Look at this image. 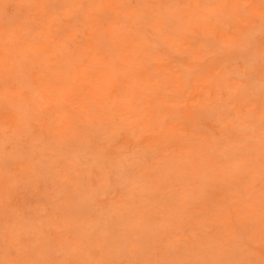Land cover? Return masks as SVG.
Segmentation results:
<instances>
[{
    "label": "rangeland",
    "instance_id": "obj_1",
    "mask_svg": "<svg viewBox=\"0 0 264 264\" xmlns=\"http://www.w3.org/2000/svg\"><path fill=\"white\" fill-rule=\"evenodd\" d=\"M0 32V264H264V0H0ZM90 56L133 81L100 122L48 100Z\"/></svg>",
    "mask_w": 264,
    "mask_h": 264
},
{
    "label": "bare ground",
    "instance_id": "obj_2",
    "mask_svg": "<svg viewBox=\"0 0 264 264\" xmlns=\"http://www.w3.org/2000/svg\"><path fill=\"white\" fill-rule=\"evenodd\" d=\"M117 14V12H114ZM174 17L177 20L180 21H185L186 17L184 15L181 14V12H173ZM84 24H87L88 27L90 28V32H89V36H93L96 32L97 29L96 26L101 25L102 29L107 31L108 35L111 37L112 36V32H113V26L109 25V24H104L103 20L100 22V19L96 16V17H92V16H88V19H85L83 21ZM162 22L158 21L156 28H165V26H162ZM2 32H4L2 30ZM1 34V32H0ZM4 37H0V39H3ZM113 39H115L113 41V45H117L118 48V54H121V56L118 59L115 55L113 54H107L104 57V61L105 64H108L110 62V60L112 61L113 59L117 60L118 62H122L124 63L125 67H130V66H139L140 65V60L141 58H138V64H133V56H132V52L141 45V42L139 39L135 38V37H128L127 35L123 34L122 37H115L112 36ZM118 38V39H116ZM120 39V40H119ZM128 41L130 42V45H128V47L130 48L129 50H127V46L125 44V42ZM165 42L169 43L170 47H174L175 42H176V38H164ZM43 47V46H42ZM41 45H36V44H32V42H30L28 44V47H23L21 46V50L22 52H27V49L31 51V55H33L34 53L38 52L40 49H42ZM44 48V47H43ZM7 51V47L4 46L3 49H0V58L3 57V51ZM98 62V60H92V56H90V59L87 61V63L90 65L86 68L83 67H77L76 68V73L73 74L74 78H78V80L81 83H78L79 88L78 89H83L86 91L87 93V97L83 98V97H77L75 98L74 95L79 94V93H74L75 90H77L75 88L74 85H71V89L70 88H63V90H58L57 92H55L53 94V97H51V95L48 97L49 102L53 103V110L54 108H58L62 102H64V100L66 98H71V101L73 102L74 107H77V111L80 112V116L81 118H85L86 120H90V121H94L95 118H97V120H99V122L101 121V115L104 116L105 114V110L106 107L109 106H113L117 103H125V97L131 93L130 91L133 89V81L132 80H128L125 85L123 86L122 90V94L117 91L114 93L113 96H109V90H107V88L109 89V87H111L113 85L114 80L116 79V77L113 76V71L111 70V66L110 65H105V64H101L99 66L96 65V63ZM163 63L158 59L157 63H156V67H160ZM89 71V72H88ZM77 74V75H76ZM28 75V73H27ZM29 76V75H28ZM30 76L33 77V79L36 81V84H38L39 82H41V80L39 79V75L32 71L30 73ZM96 77L98 82L92 81L93 78L92 77ZM173 75L172 74H168L167 77H165V82L168 83L171 79H172ZM176 82L179 83L178 80H175ZM122 82H124L122 80ZM105 86V88L102 87ZM46 87V86H45ZM42 88L39 92L42 94L45 91ZM180 85H178L176 87V89H179ZM13 91L15 92L16 90L13 89ZM39 95V94H38ZM43 98L39 95V98L36 99V104L38 106H42V100L43 102H46L44 99H40ZM57 103V105L55 106V104ZM92 104H96L97 105V109H96V113L97 116L95 117L94 113H88V109H91L93 106ZM155 103H150L149 106H153ZM162 104V102L160 103ZM156 115V111H154L150 117L148 119L145 120L144 123V128L147 127L151 122L154 121ZM12 117V116H11ZM13 118V117H12ZM105 118V117H104ZM170 129V127L168 128V130ZM223 135V134H220ZM177 165L181 166L180 164L177 163ZM202 168V166H197V167H193L191 169H188L189 171L191 170L192 172H195L197 174L198 169ZM228 199V198H227ZM215 203H221V200L218 198L214 199ZM247 212H249V210H247ZM235 216L237 218H243L246 221H248L250 218V215H245L243 212H235ZM179 218H183L185 216H178ZM213 216L203 219L204 222H213ZM222 221L223 223H228L227 220L221 219V218H216L215 222H220ZM202 222V220L200 219L197 223ZM230 230L232 229L231 227L229 228ZM258 234L260 235L261 232H258ZM192 241V240H191Z\"/></svg>",
    "mask_w": 264,
    "mask_h": 264
}]
</instances>
